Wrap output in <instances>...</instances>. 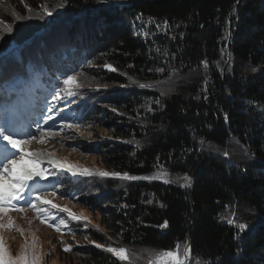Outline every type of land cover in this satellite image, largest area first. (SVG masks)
Returning <instances> with one entry per match:
<instances>
[{
    "label": "trees",
    "instance_id": "1",
    "mask_svg": "<svg viewBox=\"0 0 264 264\" xmlns=\"http://www.w3.org/2000/svg\"><path fill=\"white\" fill-rule=\"evenodd\" d=\"M60 1L0 0V115L28 66L41 108L44 90L68 98L52 103L49 124L71 105L82 126L110 120L88 152L111 173L151 178L60 174L110 221L106 231L82 221L86 232L129 253L82 247L76 264H148L177 245L190 247L188 264H264V0ZM68 75L85 85L75 96L63 92Z\"/></svg>",
    "mask_w": 264,
    "mask_h": 264
},
{
    "label": "rangeland",
    "instance_id": "2",
    "mask_svg": "<svg viewBox=\"0 0 264 264\" xmlns=\"http://www.w3.org/2000/svg\"><path fill=\"white\" fill-rule=\"evenodd\" d=\"M61 1L56 0V6L60 5ZM60 9L62 7H59ZM15 52V51H14ZM18 57V53L14 54ZM27 73L32 74L26 81V79H14L7 84L8 89L14 90L13 103H10L6 108L5 115H0V120H12L17 116L21 118L29 110L36 111L34 117L31 118L32 125L28 124L26 132L23 128L21 135L16 137L20 139H31V136L27 133H33L39 138L41 135L45 136V143L39 144L33 141L30 145H26L28 151H41L45 154L51 152L55 154L56 159L66 160L67 163L78 165V174H83L80 170L87 168L91 173H99L101 171L111 173L102 162L97 159V153L88 152L96 142L101 140H107L109 135L112 134V129L109 128L107 123L110 120L106 118L98 117V122L90 121L88 126L80 125V118L78 115V109L75 106L66 108L63 114L58 113L54 124H49V111L52 107V103L60 106V103H67L68 98L56 97L48 90H44L41 95L46 97L47 100H43V108L41 103L37 99H33V95L29 91L28 83L36 86V79L38 78L34 74L30 67H26ZM37 104V105H36ZM153 104V102H152ZM151 105V104H150ZM3 107L0 106V109ZM148 108V107H147ZM3 110V109H2ZM146 110V108H145ZM72 123V127L69 128L67 123ZM52 125V126H51ZM94 150V149H93ZM92 150V151H93ZM15 151V150H12ZM42 165H47L54 168L53 172H49L48 179L36 178L32 182L34 190L29 194L25 193V199L20 200L17 203L19 207H27L26 213H19L12 211L9 215L14 221L12 228L0 229V237L3 238L5 248L12 258L17 257L22 252L33 251V244L35 245L34 251L39 256V264H76V257L74 250L82 251V247L87 249H97L96 244L102 245L101 249H105L109 246L105 242L96 240L86 231L87 225H82V221L89 224L101 227L106 231L104 225H110V221L100 222L99 211H91L86 208L75 195L74 178L72 176L61 177L60 174L63 171L69 175H73L66 169H58L52 165L44 162ZM116 173V172H114ZM163 177L161 180L165 181L166 174L158 171L157 177ZM53 177V178H52ZM116 177V176H112ZM45 186H39V184ZM51 181H54L52 184ZM54 193V195H52ZM46 196L52 201L53 204L59 206V208H52L51 205L40 204L36 200V196ZM31 203H36L38 207L45 209L39 218L37 213L30 207ZM68 208L77 216L83 212L88 220H74L67 212L60 211L59 209ZM54 218V219H53ZM41 219L46 222L41 223ZM7 217H5V221ZM31 221V223H29ZM53 223L60 227L61 232L55 231L54 228L49 227L48 224ZM82 225V226H81ZM23 229V234L17 229ZM101 229V230H102ZM87 237V239H85ZM95 243H92V242ZM70 247V252H65L64 248ZM117 248V247H116ZM125 249V248H124ZM77 253V252H76ZM112 254V253H111ZM113 255V254H112ZM114 256V255H113ZM116 257V256H114ZM117 258V257H116Z\"/></svg>",
    "mask_w": 264,
    "mask_h": 264
},
{
    "label": "snow or ice",
    "instance_id": "3",
    "mask_svg": "<svg viewBox=\"0 0 264 264\" xmlns=\"http://www.w3.org/2000/svg\"><path fill=\"white\" fill-rule=\"evenodd\" d=\"M63 4L58 5L62 7ZM47 15H52L51 11L47 8L44 9ZM140 17H137L139 19ZM2 23V22H0ZM11 27L8 28V32L11 33ZM6 57V53L0 52V58ZM16 63L19 62L17 57ZM7 63L6 59H0V75H2V70L4 64ZM204 66L207 67V62H204ZM105 67L109 68L111 71L116 69L112 68L111 65H106ZM158 72H163L164 69H156ZM255 71V69H253ZM63 92L67 96L77 95L76 89L83 88L85 85L78 82L77 75H68L63 79ZM135 83V81H133ZM141 88L148 87L146 84H140ZM106 87V85H104ZM164 95V93H161ZM49 112L52 111L51 108L48 109ZM115 111V109H113ZM151 111V109H149ZM51 119V117H49ZM69 128L72 127L71 124L67 125ZM31 136V139H20L16 138L21 135V129L15 121L12 120H0V229L12 228L14 221L9 215L10 212L16 211L19 213H26L27 207H19L17 203L20 200L25 199V193H31L34 190V185L30 182L39 179H47L48 174L47 170L42 167L45 159L47 163L58 169H66L71 172L73 175L78 174L77 169L78 165H73L67 163L66 160H60L55 158L54 153H47L41 151H28L26 150V145H30L33 141H36L39 144L45 143V136L41 135L39 138L36 137L33 133H27ZM15 150V151H12ZM83 174L91 175L89 169L84 168L80 170ZM100 176H119L122 179L126 180H137V179H151L149 177H136L129 176L127 173L121 175L120 173H108V172H99ZM184 183L181 184V187H188L191 184V178L188 175L183 177ZM169 183L168 180L164 181ZM54 195V193H52ZM36 200L43 205H51L52 208H59L58 205L53 204L50 199L46 196H36ZM30 207L33 211L39 216L45 212V209L37 206L36 203H31ZM60 211L67 212L69 216L74 220H88V217L81 212L78 216L70 211L68 208L59 209ZM5 217L7 220L5 221ZM54 219V218H53ZM44 219H41V223H45ZM31 223V221H29ZM49 227H52L57 232H61L60 227L53 223L48 224ZM165 227L167 222H165ZM23 234V229H17ZM87 239V237H85ZM92 243H95L94 241ZM97 248H101L102 245L96 244ZM35 245L33 244V251L22 252L15 258H12L7 252L3 238L0 237V264H39V256L35 254L34 251ZM107 252L112 253L118 259L124 261L128 259L129 253L124 248L116 247H107L104 249ZM65 252H70V247L64 248ZM191 249L186 247L184 252L181 254L179 251V245H177V251L173 250H154L152 252V258L149 260L148 264H188L190 257ZM183 257V258H182Z\"/></svg>",
    "mask_w": 264,
    "mask_h": 264
},
{
    "label": "water",
    "instance_id": "4",
    "mask_svg": "<svg viewBox=\"0 0 264 264\" xmlns=\"http://www.w3.org/2000/svg\"><path fill=\"white\" fill-rule=\"evenodd\" d=\"M164 225H165V224H163V225L160 227V232H161V233H164V232L167 231V226L165 227ZM182 258H183V257H182Z\"/></svg>",
    "mask_w": 264,
    "mask_h": 264
},
{
    "label": "bare ground",
    "instance_id": "5",
    "mask_svg": "<svg viewBox=\"0 0 264 264\" xmlns=\"http://www.w3.org/2000/svg\"><path fill=\"white\" fill-rule=\"evenodd\" d=\"M45 162L47 163V159H45ZM124 174V173H123ZM123 174H121V175H123ZM119 177V176H118Z\"/></svg>",
    "mask_w": 264,
    "mask_h": 264
}]
</instances>
